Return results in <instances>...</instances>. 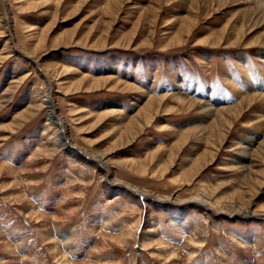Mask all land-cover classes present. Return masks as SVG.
Instances as JSON below:
<instances>
[{
	"label": "rangeland",
	"instance_id": "374dc122",
	"mask_svg": "<svg viewBox=\"0 0 264 264\" xmlns=\"http://www.w3.org/2000/svg\"><path fill=\"white\" fill-rule=\"evenodd\" d=\"M245 1L0 0V264H264Z\"/></svg>",
	"mask_w": 264,
	"mask_h": 264
},
{
	"label": "bare ground",
	"instance_id": "6f19581e",
	"mask_svg": "<svg viewBox=\"0 0 264 264\" xmlns=\"http://www.w3.org/2000/svg\"><path fill=\"white\" fill-rule=\"evenodd\" d=\"M233 1H236V0H233ZM245 2H248L247 5H250V4H251V6H252V4L254 5V8H253V10L251 12L250 20H249V24H252L253 28L255 29L254 32L257 31L256 30L257 28H258V30L261 29V30L264 31V0H246ZM249 28H250V26H249ZM262 44H263L262 47L264 48V42H262ZM262 53H263L262 54V58H264V52L262 51ZM253 85H248L251 88V92L252 93L254 92V94L252 96L248 97L250 102L252 103L254 100H256V101L259 100V101L263 102V104H264V93H262V92H264V86L255 85V84H253ZM254 87L260 88V91H261V92L259 91L260 95L256 91L257 89L256 90L254 89ZM194 92H197V91H194ZM194 92H193V94H196ZM256 101H254V102H256ZM54 102H55V100H54L52 94H47L42 100V105L44 107H48L50 109L49 110V112H50L49 113V119L47 120V125H49L50 127H53V128L55 127L56 129H58V133L56 134V143H55L57 148H61L63 150L68 151L70 153V155H72V157L74 158V157H76L77 153H76V151H73L74 147L71 145V143L68 140V137H67V124L60 117L57 116L56 111H55V105H54L55 103ZM248 103H246V104L248 105ZM90 158H92V157L90 156ZM119 185L122 186V184H119ZM198 202H200V201H198ZM200 203H201V205H203L205 207L208 206V204L205 201L204 202H200Z\"/></svg>",
	"mask_w": 264,
	"mask_h": 264
},
{
	"label": "water",
	"instance_id": "95a60500",
	"mask_svg": "<svg viewBox=\"0 0 264 264\" xmlns=\"http://www.w3.org/2000/svg\"><path fill=\"white\" fill-rule=\"evenodd\" d=\"M73 149H75V148H73ZM77 152V154H76V157L77 158H84V159H87V160H90V159H88V158H86L85 156H83V154H81V152H78V151H76Z\"/></svg>",
	"mask_w": 264,
	"mask_h": 264
}]
</instances>
